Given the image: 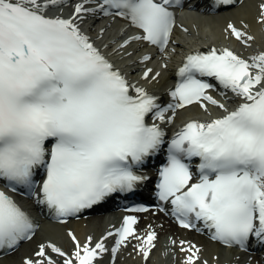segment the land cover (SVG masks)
Segmentation results:
<instances>
[{"label":"bare ground","instance_id":"6f19581e","mask_svg":"<svg viewBox=\"0 0 264 264\" xmlns=\"http://www.w3.org/2000/svg\"><path fill=\"white\" fill-rule=\"evenodd\" d=\"M4 3L41 25L60 24L92 54L111 62L128 81L132 97L142 105L145 120L152 122L159 115L156 121L164 125L162 133H173L190 122L207 125L219 121L237 109L244 110L264 92V5L259 0H244L224 18L182 20L172 35L174 52L165 51L156 55L143 51L140 40L126 39L124 30L112 23L96 18L90 23L93 16L86 11L91 5L85 0H0V5ZM41 25L34 28L42 31ZM214 52L250 68L256 62L260 63L258 74L251 81L257 82L254 83V90L245 87L234 90L220 83L218 88L222 96L209 97L211 107L203 103L188 108L175 103L172 108L163 106L166 96L171 94L169 84L175 66L185 56L198 53L211 55ZM127 53L133 56L126 57ZM167 104L170 103L167 101ZM169 109H172L170 114ZM151 124L159 128L158 124ZM108 225L105 218L88 221L80 218L63 225L42 226L19 250L22 252L28 246L37 244L40 248L38 257L34 258V253H29L22 258L16 253L1 258L0 264H36L35 259L38 258L41 259L40 264H83L90 258L88 254L94 246L114 241V236L110 234L113 229ZM119 240L128 245L132 258L127 259L129 264H165L164 258L158 256L162 246L171 243L176 251L172 257L179 264H261L258 258L250 260L248 256L224 253L219 245L202 234L180 230L159 214L140 216L130 235Z\"/></svg>","mask_w":264,"mask_h":264},{"label":"rangeland","instance_id":"374dc122","mask_svg":"<svg viewBox=\"0 0 264 264\" xmlns=\"http://www.w3.org/2000/svg\"><path fill=\"white\" fill-rule=\"evenodd\" d=\"M259 2L264 5V0H259ZM263 9H264V6H263ZM177 31H179L180 33H184V31L181 29H178ZM126 32H129V30ZM142 50L145 51L144 48H142ZM131 56H133V55L132 54L130 55V53L126 54V57H131ZM224 102L227 103L226 101H224ZM124 244H125V242L121 245L117 244V245L113 246L112 251H110V252L107 251L109 248H107V249H99L98 248L97 250L92 252L90 259H89V264H129L127 262V259L132 260V258L129 256L130 251H128V245H124ZM38 250H40L39 245L35 244V245L28 246L22 252L18 251L16 253L19 254V256L21 255L22 258H25L26 255H28L29 253H34L33 256H34V258H36L39 255ZM174 253H176L175 247L171 243V245L162 246L161 251H160V255L158 256V258L159 257H160V259L164 258L165 264H179L178 262H176V263L174 262V258H173ZM48 259H51V258H48ZM51 260H53V259H51ZM152 261H153V259H152ZM35 262H36V264H40L41 259L40 258L35 259Z\"/></svg>","mask_w":264,"mask_h":264}]
</instances>
